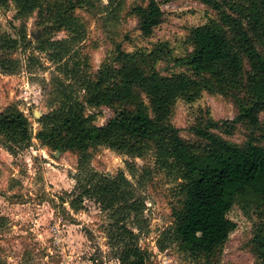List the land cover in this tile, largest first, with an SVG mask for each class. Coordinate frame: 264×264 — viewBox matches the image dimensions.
Listing matches in <instances>:
<instances>
[{"label":"rangeland","instance_id":"374dc122","mask_svg":"<svg viewBox=\"0 0 264 264\" xmlns=\"http://www.w3.org/2000/svg\"><path fill=\"white\" fill-rule=\"evenodd\" d=\"M149 1L34 0L24 8L14 0H0V47L2 40L17 42L15 47L0 48V60L7 65L5 70L0 68V113L16 107L27 118L31 133L22 149L0 136L1 264H115L109 243L111 213L91 194L82 196V201L78 198L84 191L81 187L91 189V176L119 173L131 185V201L143 204L139 217L131 214L127 224L138 236L147 264H261L252 239L264 229V202L236 200L227 215L235 229L212 257H192L176 243L164 250L163 236L174 226L184 196L182 181L158 164L152 146L144 147L141 156L92 147L88 159L81 162L78 151H54L39 139V120L60 108L62 91L79 102L86 97L73 74L78 71L94 82L101 72L116 68L118 47L131 55L152 54L149 65L163 77H195L188 66L174 61L191 55L192 32L217 22L216 13L195 0H177L161 6L162 23L144 37L133 10ZM57 42L67 51L63 60L55 56L62 54L54 45ZM64 68L72 72L69 78ZM63 83L69 87L60 89ZM143 100L151 114L145 96ZM236 112L230 98L204 90L195 100L177 98L170 121L185 141H194L189 130L198 121L233 120ZM118 113L117 105L86 106L85 117L91 124L104 126ZM261 129L256 137L264 146V115ZM213 134L244 147L251 131L240 125L231 135L225 128Z\"/></svg>","mask_w":264,"mask_h":264},{"label":"trees","instance_id":"16d2710c","mask_svg":"<svg viewBox=\"0 0 264 264\" xmlns=\"http://www.w3.org/2000/svg\"><path fill=\"white\" fill-rule=\"evenodd\" d=\"M14 1L24 8L34 2ZM75 1L79 4L87 0ZM174 1L177 0H150L147 6L133 10L144 37H150L162 23L161 6ZM195 1L213 10L217 22L195 29L190 38L191 55L174 61L175 65L188 66L194 78L163 77L149 65L152 54L131 55L118 47L114 57L116 68L101 72L94 82L78 71L73 74L86 97L79 102L62 91L60 108L39 120L42 129L38 136L42 144L54 151H78L81 162L88 159L87 151L92 147L107 146L141 156L144 147L152 146L158 164L182 181L184 196L174 226L163 236V249L176 243L192 257L209 258L225 246L235 229L227 215L236 200L264 202V146L256 137V131L262 130L264 115V0ZM2 42L1 49L17 45L11 39ZM54 45L62 52L55 56L63 60L65 47L61 42ZM0 68H7L2 60ZM64 69L69 78L72 72ZM68 87L60 85V89ZM204 90L230 98L236 116L226 121H198L189 130L196 140L185 141L181 130L170 121L172 106L177 98L195 100ZM114 105L119 106V113L104 126L91 124L85 117L86 106ZM240 125L251 131L244 147L213 134L225 128L231 135ZM1 135L21 149L29 143L28 120L16 107L0 113ZM89 183L91 189L81 187L84 191L78 199L82 201V196L91 194L111 213L109 243L115 251V264H147L139 238L127 224L131 214L139 217L143 204L131 201V185L124 173L116 177L93 175ZM252 246L264 264L263 228L253 237Z\"/></svg>","mask_w":264,"mask_h":264},{"label":"water","instance_id":"95a60500","mask_svg":"<svg viewBox=\"0 0 264 264\" xmlns=\"http://www.w3.org/2000/svg\"><path fill=\"white\" fill-rule=\"evenodd\" d=\"M59 153V152H58Z\"/></svg>","mask_w":264,"mask_h":264}]
</instances>
